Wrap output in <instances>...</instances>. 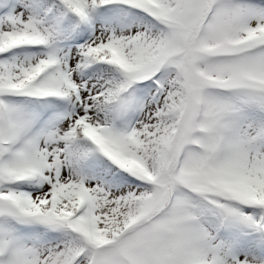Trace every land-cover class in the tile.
I'll return each mask as SVG.
<instances>
[{
  "label": "snow or ice",
  "instance_id": "6c2138e0",
  "mask_svg": "<svg viewBox=\"0 0 264 264\" xmlns=\"http://www.w3.org/2000/svg\"><path fill=\"white\" fill-rule=\"evenodd\" d=\"M0 264H264V0H0Z\"/></svg>",
  "mask_w": 264,
  "mask_h": 264
}]
</instances>
